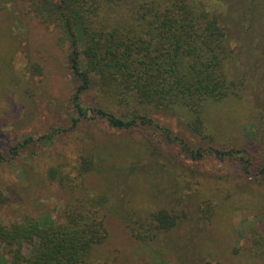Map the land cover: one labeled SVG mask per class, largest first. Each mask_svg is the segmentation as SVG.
Wrapping results in <instances>:
<instances>
[{
    "label": "rangeland",
    "instance_id": "374dc122",
    "mask_svg": "<svg viewBox=\"0 0 264 264\" xmlns=\"http://www.w3.org/2000/svg\"><path fill=\"white\" fill-rule=\"evenodd\" d=\"M216 1H221V13L229 18L228 35L235 56L232 65L243 85L242 99L214 107L210 122L215 132L203 143L189 132L183 115L159 111L155 119L192 149L207 147L210 142L246 147L261 162L264 0ZM21 5L23 0H0V7L5 9L0 12L2 23L10 32L3 36L1 50L7 51V57L13 53L12 66L23 81L18 95L11 92L0 102V154L9 159L0 165L2 221L7 224L26 216L48 215L61 219L68 195L50 179L49 169L61 166L71 171L83 151L95 152L93 137L100 133L106 135L104 143L115 150L121 165L136 162L140 178H133V185L126 178L115 179L112 185L107 180L103 184L97 178L91 179L106 192L113 186L109 205L123 215H108L109 237L96 248L94 263L152 264L150 249L133 237L129 227L140 212L164 205L189 207V203L205 208L207 200H211L208 206L219 213L211 221L200 218L198 212H187L186 225L183 221L178 231L159 236L168 264H264V255L251 250L255 242H264V175H246L233 160L220 161L209 155L195 160L180 142H172L162 130L153 127L112 130L99 119L82 120L74 127L78 113L72 100L77 81L56 47L55 31L31 19ZM35 64L43 67L42 74L34 71ZM94 94L91 91L84 95L85 106L95 102ZM251 126L258 127L256 135ZM57 129L63 132L55 134L53 143L38 141L12 157L11 147L24 136L39 138ZM86 142L90 146H85ZM166 171L175 172L177 178ZM145 177L149 181L141 183Z\"/></svg>",
    "mask_w": 264,
    "mask_h": 264
},
{
    "label": "trees",
    "instance_id": "16d2710c",
    "mask_svg": "<svg viewBox=\"0 0 264 264\" xmlns=\"http://www.w3.org/2000/svg\"><path fill=\"white\" fill-rule=\"evenodd\" d=\"M21 6L30 18L56 33V47L77 81L72 100L78 113L74 127L91 119L103 120L112 130L153 127L172 142H180L195 160L206 155L233 160L246 175H264V154L257 162L246 147L208 142L207 147L192 149L154 115L159 111L183 115L189 132L203 143L215 132L210 122L214 107L242 99L243 85L232 65L235 56L228 35L229 18L221 13V1L23 0ZM4 10L0 7V12ZM2 21L0 16V102L11 92L18 95L23 85L12 66L13 53L7 57V51L1 50L3 36L10 33ZM34 68L43 73L41 65ZM91 91L95 102L85 106L83 97ZM253 128L256 135L258 127ZM61 132L57 129L39 138L24 136L11 147L12 157L38 141L53 143L55 134ZM93 138L95 152L83 151L71 171L61 166L49 169L50 179L68 195L61 219L26 216L6 224L0 213V264H97L93 254L109 237L108 217L123 215L109 205L113 186L106 192L91 179L112 185L115 179L126 178L133 185V178L140 176L134 160L121 165L115 150L104 143L106 135ZM124 157L128 162V156ZM7 160L0 154V165ZM166 172L177 178L175 172ZM211 202L207 200L205 208L189 203V207L164 205L142 211L129 226L131 234L150 249L152 264H168L159 236L178 231L187 212L211 221L219 214L208 206ZM251 250L264 255V242H255Z\"/></svg>",
    "mask_w": 264,
    "mask_h": 264
}]
</instances>
